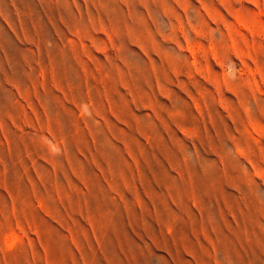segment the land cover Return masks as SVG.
Listing matches in <instances>:
<instances>
[{
  "label": "rangeland",
  "instance_id": "obj_1",
  "mask_svg": "<svg viewBox=\"0 0 264 264\" xmlns=\"http://www.w3.org/2000/svg\"><path fill=\"white\" fill-rule=\"evenodd\" d=\"M0 264H264V0H0Z\"/></svg>",
  "mask_w": 264,
  "mask_h": 264
}]
</instances>
